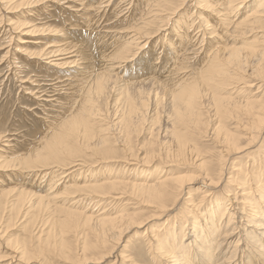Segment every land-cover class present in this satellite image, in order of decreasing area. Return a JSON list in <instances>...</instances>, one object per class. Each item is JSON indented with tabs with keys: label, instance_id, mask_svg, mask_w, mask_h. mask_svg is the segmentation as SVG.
Masks as SVG:
<instances>
[{
	"label": "rangeland",
	"instance_id": "1",
	"mask_svg": "<svg viewBox=\"0 0 264 264\" xmlns=\"http://www.w3.org/2000/svg\"><path fill=\"white\" fill-rule=\"evenodd\" d=\"M3 1H4L3 2L4 4L2 3L3 10L0 11V17L3 18L2 20L4 23L3 25L0 24V165H2L4 163L5 165H10L11 167H10V169L9 168H6V169L0 168V193L8 191L11 194L7 196L8 198L6 197V200H5V198L1 199L2 200L1 203L3 204V205L1 204V206L7 208V206H9L7 201L9 202L11 200L13 193H17V191L19 192V190H22V189H24L25 191L27 190L29 193H31L30 196L31 195L34 197L39 196V195L44 196L45 202L47 203V206H45L46 203H44L45 205L41 204L40 205L41 207L35 208V205L33 207L32 201H29L30 204H28V202H26L27 204L25 203L24 208H23L24 211L22 210L24 213H25V211H27L26 214L28 216L23 214V212L20 213L18 217H15V213H12V212L10 214L7 213V215L4 214L2 216L1 222H0V226H2L0 228V230H1L0 233L3 236L2 242H5V243L10 242L13 246L16 245V250L18 252L21 250L20 247L26 246L29 242L32 246L29 247L28 250H30V255L32 254V256L29 257V259H24V260L23 259L19 260L18 259L19 256H18V257H16V260L12 261L8 257L13 256V253L12 252L11 253L5 252V250H4V251H0V264H8V263L9 264L10 263L11 264H14V263L15 264H21V263H23V264L24 263L25 264H38L39 262L41 264H65V263L66 264H68V263L72 264L73 260H76L77 258L82 260L81 258L83 255H85L86 258H90V259L92 258V260L97 261L95 259L98 257L99 258L102 257V253L106 254L108 252L110 253V255H109L110 257H107L106 259L101 260L100 262H97L95 264H102V263L103 264H113V263L114 264H118V263L119 264H128V263L134 264V262H136L138 264H157L159 262V260H157L156 261L157 263H156L155 261H152L151 259H149V255H147L145 252L146 250L144 249L142 239L139 240V235H141V233L143 231L142 228L135 229L131 233H129L128 235H125L120 240L121 243L119 242V244H120V245H118L119 249H115L116 252L114 251L115 253H113L112 250L111 251H109V250L113 247L114 243H116L115 240L112 239L111 241H108L105 245L102 246L99 242V240L100 241L102 240V237L99 233L98 228L96 226L93 228V227H91V225H89L87 227L83 226V223L81 224V222H80L82 220V217H86L89 215H91L93 217H95V216L98 217L97 215L102 211L104 212L105 215L115 216V215H117L116 211H118L119 209H124V208H125L124 210L125 211L127 210L128 213L133 212L132 214L135 216L147 217L150 215V212L153 210V208H151V207H156L155 206L156 204L152 203L153 200L151 201L149 199V196L146 193H142V192L138 191V189H135L134 185H132V184H135V183L140 184L141 180H143V177L156 178L160 174H164L165 172L167 175L169 174L170 176L172 175L173 177H175V176L177 177V175L179 174L178 176H180V177L182 176V178L184 177V180H185L183 183L184 189L182 188V190H181L183 199L178 202V204L176 206L177 208H175V212L172 211L169 214H167L168 216H164L158 220L151 221L149 226H151L150 227V230H151L155 226L158 227V226L163 225L164 220L167 217H170V218L175 217V219L173 221L175 231H178V233L181 235H183V231H184V234H186V232L189 234L190 229H192V228L196 229L195 228L196 225H198V223H202V220L203 219L205 220V218H207V213H209L208 212L209 207L213 206V203H215V200L226 201V198H224V192L221 191L220 189L215 191L214 196L205 197V198L201 199V197H202L201 191L205 190V186L200 185V183H201L200 176L204 172V169H203L204 167L201 166L200 164H202L204 161L206 162V164L207 163L209 164V166L206 167L207 169L213 167L216 170H218V168H219L218 165H220L222 162H224L225 163V167H224L225 179L228 178V176L234 177L236 175V177H237V178H232V180H234L235 185L229 186L230 189H232L234 191H236V190L239 191V189H237V187H235V186H239L236 183L239 181L238 179H240L242 176L245 177L244 173L247 172L248 170H249L247 173L248 176L253 177V179L256 178L253 180V182H255L254 183L255 185L264 184V134L259 139H257L256 141H254L251 144H249V141L246 138L247 135L245 134V133H247V134L249 133V130H247L245 128V126H247V124H249V122H250V117H248L249 115H247L246 111L260 112L263 109L262 104L264 103V63L258 66L256 64L257 62H255V63L249 62V64L247 65V68H246L247 69L246 71H248V72H245L244 75H242V77L232 78V79L230 78L229 80L223 81L219 85H217L215 87L214 91H212V90L207 91L212 96L214 95V97L223 98L225 96L223 98V100L224 101L226 100L225 102L232 107L233 112H234L233 117L231 116L228 118L227 116L217 115V113L214 109L213 100L206 99V102H204L203 105H201L198 109L199 110L198 113L200 115V117H199L200 124L196 128H191V129H188L185 131L182 128L180 130V133H178L179 131L174 132V129L176 127H173L172 121H170L171 119L169 117V115H170L169 111L171 112V107H170L171 105H170V100L168 101V99H169L168 95L171 97V93H172V91H174L176 84L177 85H185L188 83L190 84L192 82L193 76L190 72L198 71V69H200V66H201V61L199 60L200 58H198V57L197 58L195 57L192 60L191 59L192 56H189V57L187 56L189 60L187 63H185L186 69H184L181 74L179 73V74L172 76V77H166L165 76V78L163 79V76L161 77L159 70L155 69V66L158 64L154 63V62H156L155 61L156 57H155V55H152L153 52H156V53L158 52L157 54H159L160 51H162V48H159L160 47L159 45H162V44H159V42H157V36L151 38V41L145 47L143 52L138 56V58L132 59V61L125 63V65L124 64L108 65V66H113V68L110 70L111 72L112 71L113 72L112 73L110 72V74L116 75V77L115 76L114 77L117 80H112V82L110 84L112 89H109V90H111L110 93L106 97H102L103 99L101 98L99 100L97 106H96L98 110H99V108L101 109V111L99 110L101 113L98 116V119L99 118H102V119L101 120L95 119L94 120L95 124L91 127L92 132H93V139H92L93 142L92 143H93V147L95 148L94 149L95 151L90 150V151L86 152L87 154L85 152H83L80 155H78V156H80V158H79L80 161L82 160L81 161L82 163L81 162L80 163L83 164V166L85 165L83 167L84 172L77 174V176L75 175L73 178L70 177L71 180H67L68 182L67 181H65V183L64 182L63 183L57 182L56 180H58V178H56V180L53 178V176H54L53 171H55V168H52V169L50 168V166L53 165L52 163H50L51 161L49 162L50 164L44 165L45 167L47 166V168L41 166V164H39V165L36 164L38 166L37 167L36 165H34L36 162H33V158H32L33 156L32 155H33V152H36L37 149L38 150L40 149V147L42 146V142H44V140L51 135V132H52L51 130H55V128H57V126L61 124V120L62 119L64 120L63 117H66L65 113L69 114L71 111H73V108L71 109L72 105L76 101L78 102V100H81V99H78L79 94H80V92H78V90H80L78 88L79 87L78 85H80V82L78 83L77 75L73 74V72L77 71L78 65L71 67L72 64L66 63L67 64V65L65 64L66 67L60 66L59 68H54L53 66L46 64L48 62V60L46 59L47 56L43 57L42 55L44 52H42V51L44 49H46V47L49 44H51L52 42L54 43V42L58 41V43H60V40H62L63 42L60 43V45H62V48L69 50V51H72V50H70V47L74 48L73 50L78 49L77 52H78L79 57H77L76 59L79 60V58H80V60H82V62H83L82 58L86 57L87 60L85 62L86 63L89 62V64H90L92 61V64H94V66L96 67V71H100V70H102V68L106 67V64H108V63H106L104 56H111L112 52L116 48L118 49L121 46L120 44L122 42L119 40L117 43L116 39L117 38H124V39L129 38V39H131V38L135 37L137 35V33L135 32L134 29H136V27L138 25L140 26L142 21H144L148 17V16L144 17L145 13L147 12L146 11L147 7L149 9V7L151 5H153L156 0L155 1L149 0V2H148V0H139V1L138 0H133V1L131 0V3H132L131 5L133 7L128 6V4H130L129 0H124V1L123 0H117V1L116 0H107V1H109L108 5L112 6V7L109 6L108 8H106L107 12L105 11V9L102 11L103 8H101L103 6V3H104L102 1H106V0H87V1L80 0V2L78 0H49V2H47V3H44V0H42V1L41 0H38V1L32 0L34 4H32V2L29 0V4L24 5L20 9L19 8L10 9L11 8L10 6H14V5H10L11 2L10 3L5 2L6 0H3ZM15 1L17 2L18 0H13L12 4H14V3L16 4ZM20 1L21 0H19L18 2H20ZM53 1H56L55 3H57V5L60 4V2L62 4L58 5V7H57L55 4H53L54 3ZM256 1L257 0H249L248 8L246 6L243 9H239L236 12V16L232 17V21H233L232 23H234L233 24L234 26L237 25L241 21V19H242V18H240L241 15L244 12L249 11V7L251 5H255ZM91 2L92 3L95 2L94 6H92ZM101 2H102V4H101ZM187 2L188 3L185 4V7L182 8L180 14L175 19H173L172 23H169L167 25L168 35L165 38L166 42H164V47H167L169 42L175 40V39H173V35H175V33H173L174 32L173 30L177 27L176 23H179L181 21L182 16L187 17L191 13V12H189L190 10L188 11V9L194 8V6L188 5L189 3H191V4L194 3V0L193 1L190 0ZM205 2L202 1L201 4H203ZM42 3H43V5H42ZM64 4L67 6H65ZM6 5L9 6V9H8V6H6ZM96 5H98L99 7L97 6V8H95ZM190 6H191V8H189ZM59 7L61 10L59 9ZM88 7H90L91 9H89ZM4 8H5V10H4ZM63 8H71V11H73L74 14L72 15L73 12L70 13V11H67L65 9L63 10ZM96 9L99 11H97ZM110 9H112V10H110ZM214 9L217 10V8H214ZM108 10H110V11H108ZM193 10H194V16L196 15V13H206V12H204V10L202 8L201 9L200 8H198V9L194 8ZM3 12H6V13L4 14ZM112 12L113 13L115 12L116 14L115 13L113 14ZM81 13H84L85 15H87V22L86 23L83 22V18H81V19L78 18V15H80ZM97 14H99V15H97ZM126 14H127V16H126ZM246 14L247 13H245V15ZM142 16L144 19L142 18ZM194 16H191L190 19L194 18ZM126 17L128 19H126ZM118 18H120V20H118ZM140 19H142V20H140ZM94 20L96 23H94ZM77 21H79L80 23H77ZM100 21H102V22H100ZM14 22L18 23V25L16 24L17 25L16 27L13 25L11 26L14 29L8 30V28L5 27V25H8L9 23L14 24ZM22 23H29V24H27L28 27L24 26V28H23V26H21ZM107 23H109V24H107ZM232 23H231V25H232ZM103 24H104V26H102ZM153 25H152V28H150L152 30L149 29L147 31L151 32V31L155 30L156 29L155 27L157 24H153ZM29 26L31 28H29ZM76 26H79V28ZM1 27H3V28H1ZM25 27L29 31H31V30H34V31H32V33H30ZM92 27H93V29H92ZM245 27L246 26L237 27V30L232 32V33L224 30V32H222L223 34H220V32L222 31L220 29L221 28L220 27L219 30L217 31V35L220 34L219 41H216L217 48L218 49H225L227 47L255 46V48L262 49L264 46V28L263 27L262 28L255 27L254 30L248 31V30H244ZM224 28L226 29L227 27H224ZM68 29L71 30V34L69 32L70 30L68 31ZM41 30H43V31H41ZM80 30H81V33L84 37H87L88 39H90L91 43L88 41L82 43V41H81V42H79L80 44H78L77 42H74L73 40H71V41L67 40V44H66V41H64L63 38L66 37L67 39H71L70 37L73 36V33L75 31H78L80 34ZM107 31L110 34L109 33L107 34ZM230 31H232V29ZM131 34H133V35H131ZM103 37H105V38H103ZM175 38H176V35H175ZM177 38H178V36H177ZM23 39L24 40H31V41L37 40L38 44H35V42H32L30 44L29 43L28 44H19V43H21V40H23ZM176 43H178V42H176ZM81 45H82V47H81ZM86 47L92 49V55L94 56L93 59H89L90 57H87L88 55L86 56V49H87ZM112 49H114V50H112ZM21 50H23V52ZM166 50H167V48H166ZM186 50L188 53L190 48H188ZM39 52H42V54L39 56L40 58L36 55ZM48 52H49V50H47V51L45 50V53H48ZM81 54L83 56H81ZM35 55H36V57H34ZM162 56H163V53L161 52L160 59L163 58ZM111 57H113V56H111ZM73 59L74 58H72L71 60H67L65 62H69V61L72 62ZM76 59H74V60H76ZM85 62H83V63H85ZM151 63H154V64H151ZM149 64H151L152 67L149 68ZM73 65H75V64H73ZM126 65H127V67L124 68V66H126ZM120 66H122V67L120 68ZM115 67H116V70L114 69ZM261 67H263V68H261ZM118 69H119V71H117ZM121 69H124V71H126V72L123 73L124 71H121ZM258 69H261V72H263V73H261L259 75H255V76L250 74L252 70H258ZM72 70H74V71L72 72ZM147 70H149V71H147ZM136 72L139 75L135 76ZM70 73L73 75H71ZM245 75L247 78L245 77ZM73 76L75 77V79ZM129 76H130V78H129ZM150 80L153 82L152 84H151ZM169 80H171V81H169ZM130 81H131L130 84L132 86H135V87H136V85L141 86V88H143V90H145L144 95L148 96L145 99L146 100L148 99V100H147V103L145 102L146 100L144 101V104H142L143 107L140 104H139V106L137 104L134 105L135 107L137 106V108L139 109L138 110L139 111L138 112L139 113L138 114L139 120L136 122V125H131L128 128V131H126V129L124 128L125 125H123V124L120 125L121 123H119V120L122 118V115L125 112L124 110H126V104L124 107V104H123L124 102L119 100V98H121V96L120 97H118V96L121 95V93H120L121 92L120 91L121 90V88H120L121 84L126 83V82L129 83ZM147 81H150V82L148 83ZM141 82H143L144 84H142ZM171 82L173 83V86L171 85L172 84ZM234 83L238 84L239 86L234 84ZM229 84H231V85H229ZM254 84H255V86H254ZM261 84H262V86H261ZM148 85H149V87H148ZM169 85L171 87H169ZM246 85H249V86H246ZM113 86H115V87H113ZM159 86L162 88L161 90H160ZM116 87L118 88V91L116 90L117 89ZM119 88H120V90H119ZM112 90H114L115 92H113ZM155 90H156V93H155ZM163 90L166 92H164ZM159 91H161L162 96L159 95V93H160ZM209 91L213 92V93H210ZM116 92L118 94H116ZM254 93H256L255 96H254ZM157 95H158V97H157ZM115 97H117V98H115ZM159 97H160V99H159ZM164 97H166L167 99H165ZM154 98H155V101H154ZM76 99H78V100H76ZM102 100L103 101L106 100L105 103L107 102V104H105ZM230 100H232L233 102ZM241 100H242V102H245L247 100L250 102L254 101L255 103L252 102L251 105H248L246 107V106H244V104L238 103V102H241ZM115 102H116V104H115ZM166 102H168L169 104ZM99 103H100V105H99ZM76 104H78V103H76ZM163 105H164V107H162ZM63 106H65L64 107L65 109L63 108ZM112 106H114V107H112ZM254 106H255V108H253ZM212 108L214 109V112H213ZM243 108H245V109H243ZM256 108H258L259 110L258 109L256 110ZM67 109H69L71 111H69ZM114 109H116V111ZM119 109H121V110H119ZM118 111H120V112H118ZM117 112L120 114H118ZM208 112H209V114H207ZM112 113L115 116H113ZM213 113H215V114H213ZM101 114H103V115H101ZM118 115H119V117H118ZM102 116H104V118L106 116V118L104 119ZM217 118H218V121H217ZM113 119H115V120H113ZM210 119H211V121H210ZM97 120H98V122H96ZM111 120H112V122H110ZM109 122L111 124H109ZM216 122H217V124H216ZM106 123H108V124H106ZM219 124L222 127V129L220 130V133H219V131L215 130L216 125H219ZM206 125H208V126H206ZM169 127H173V128H169ZM212 127H213V129H212ZM111 128H112V130H111ZM213 130H215V131H213ZM48 131H50V133ZM227 131L230 132L231 134L239 137L241 145L243 147H249L250 154L245 155L246 153L243 151L237 155L228 156L229 154H226L225 152H223L225 145L222 143V136L221 135L225 134V132H227ZM164 132H165V135H164ZM211 132L213 135H211ZM174 133H176V134H174ZM180 134H182L183 137L180 136ZM95 135L98 136V138ZM104 137H105V140H104ZM262 137H263V139H262ZM99 139H100V142H102V140H103V143H106L105 149L99 148L97 146ZM176 140H178V142ZM195 140L198 142V144ZM40 144H41V146H40ZM247 144H249V145L246 146ZM186 145H188V146H186ZM185 149H187V150H185ZM189 149L192 150V152ZM105 150H108V151L104 152ZM30 153H31V155H30ZM92 154H94L96 157ZM131 155H133V156H131ZM125 156H126V158H123ZM143 156H144V159H143ZM101 157L107 158V159H104V160H106V162L96 164L98 159H100ZM249 157H251V158H249ZM90 158H93L94 161H93V159H90ZM96 158H97V160H95ZM151 158H152V160H151ZM199 158L202 161H199L198 160ZM27 159L31 161V164H30L31 167H33V168L36 167L35 169H33V171L29 170L30 173L28 172L27 169H23V167H25L26 165L24 166V164L23 165L20 164L21 162H24ZM20 160H22V161H20ZM110 160H112V161H110ZM16 161H18V162H16ZM84 161L86 163H83ZM90 161L94 162V164L91 163ZM108 161H110V162H108ZM145 162H147V163L145 164ZM13 163H15V164H13ZM18 164H20V165L16 166ZM17 167H20V169H17ZM239 167H242V168L239 169ZM243 167H245V168H243ZM155 168H156V170H155ZM38 169H39V171H38ZM195 169H196V171H195ZM36 171H38V172H36ZM22 173H24V174L27 173V174H25L27 177ZM238 173H239V175H238ZM252 175H254V176H252ZM107 178H109V181L118 180L124 184L115 185V186H117L116 189H118L116 191V192H118L117 193L118 195L115 194L114 191H112V193H113V194H111L112 198H110V197L104 198V199H102V201L100 200L101 203H100V201H97L98 200L97 198H92V197H88V196L85 197L84 194L74 193L73 196H72V194H69V192H71L72 189L67 188V187L71 186L72 184H80L81 185L85 181V179H90L92 181L94 180L97 183H101L102 181H105V180L108 181ZM194 178H196V179H194ZM50 180H53V182H48ZM129 180L132 182L129 183ZM187 180H188V183H187ZM235 180H237V181L235 182ZM125 181H127V182H125ZM149 181L152 182L151 179ZM190 181H191L192 185L190 184ZM54 183H56V184H54ZM224 183H225V181L222 183V185ZM57 184H59V185H57ZM53 185H57V186H53ZM223 187H224V185H223ZM197 188H198V190H197ZM195 191H196V193H195ZM122 192H124V193H122ZM75 194H77V195H75ZM191 194H192V196H191ZM112 195H114L116 198ZM113 197H114V199H113ZM117 197H118V199H117ZM187 197H190L189 199L192 201V204H190L191 201L190 202L187 201V199H186ZM28 200H29V198H28ZM33 200H35V199H33ZM170 200L171 199H169V201L168 200L166 201L167 205H170V203H171ZM119 201H120V203L122 202L121 204H122L123 208H122V206H120L121 204L118 203ZM112 202H117L118 205L114 204ZM30 205L32 207H30ZM112 205H114V206H112ZM42 206H44V207H42ZM233 206L235 207V205H233ZM191 207L193 208V210H192L193 214L191 212L189 214H186V213H188V212H186L187 210L191 211ZM30 208H31V210H30ZM109 209H110V211H109ZM33 210H34V212H33ZM41 210H43V211H41ZM69 210L74 211V212L76 211L75 213L79 214L78 215L79 219L76 218L77 219L76 220L73 218V219L69 220V218L65 214V213H67L66 211H69ZM131 210H132V212H129ZM36 211H38V212H36ZM247 212H249V210ZM31 213H33V214H31ZM261 213H262V211H261ZM34 214H36V215H34ZM37 215H38V217H37ZM30 217H31V220H30ZM21 218L23 220H21ZM216 218H214V220H216ZM26 219L29 221H27ZM60 220H62V221H60ZM68 220L70 223L67 222ZM11 221H12V223H11ZM31 221H32V223L35 222L36 223L35 225H37L38 223L40 224V225L38 224L37 226H39L41 232L45 231V233L44 232L41 233L42 236L40 235V237H41L40 239L44 242H42L39 238L38 239L41 242L38 241V239H37L38 235H35L36 237L34 236V234L32 232V228H31V225H32ZM55 221H56V223H55ZM185 221H187L186 224H185ZM258 221H259V219H258ZM75 223H77V224H75ZM2 224L6 225V226H4ZM78 224H80V225H78ZM77 225H78V227H77ZM239 225L241 226V223H239ZM40 226H42V227H40ZM48 226L50 229L48 228ZM81 226H83V227H81ZM183 226H185V227H183ZM241 227L243 229L241 228L240 229L241 231L239 230L238 233L241 234L242 235L241 237L245 240H244V244H242L243 243L242 241L240 242V245L242 244V246H240V248H241L240 252L237 253V258H238V261L243 260L244 262H246L247 258L251 257V255H252L251 250H249V246H251L252 243L250 242L249 246H245V245L247 244L248 239L253 238L254 235L250 233V230L247 227H245L244 222L242 223ZM2 228L4 229V233L2 231L3 230ZM91 228H92V230H91ZM168 229H169V227H168ZM182 229H183V231H182ZM82 230L84 231L83 234H82ZM97 231H98V233H97ZM59 232L60 233L62 232L61 233L62 235H60ZM216 233L218 235V230L216 231ZM3 234H5L6 236ZM51 235H53V236L51 237ZM43 236L45 237L44 240H43ZM83 236H84V238H83ZM188 236L189 235H185V240L188 238ZM32 237L35 239L33 240ZM78 237H79V239H78ZM96 239H98V240H96ZM216 240H217V237H216ZM31 241L36 245H34ZM83 241H84V243L86 242L92 246V248L90 250H88L87 252H83L82 249H80L82 244H83ZM92 241H93V243H92ZM186 241H188V240H186ZM21 242H22V244H21ZM96 243H98V244H96ZM179 243L180 242H178V245H177V241H176L174 247H176L177 249H179V247L182 248V246H180ZM61 244L63 246L65 245V247L67 248V252L69 254L66 251H65L66 253H61V250H60L62 248ZM45 245L46 246L48 245V246L46 247ZM78 245H79V247H78ZM99 245H101V246H99ZM58 246H59V248H58ZM216 246H217L216 241H212L210 246H209L210 247V255L215 253V251L217 249ZM231 246H232V244L229 247L230 252L232 251ZM56 248H57V251L55 250ZM51 249H53V250H51ZM138 251H140L141 253ZM191 251H194V250L191 249ZM31 252H33L35 254H33ZM178 252H179V250H178ZM42 253H43V255H42ZM81 253H82V256H81ZM189 254H191V253H189ZM34 255H35V257H34ZM38 255L40 256V258ZM66 255H69L71 260H68L67 262H65L66 261V258H65ZM116 255L122 256V258H119L120 260H118V262L117 261L114 262ZM127 255H129L132 258H130L129 261L123 262L122 259H124L125 256H127ZM44 256H45V259H44ZM261 256H263V255H261ZM215 257H216V255H215ZM17 259H18V261H17ZM39 259H41V260H39ZM33 260H34V263H33ZM262 262H263L262 260H259V264ZM200 263L205 264V261H202ZM90 264H94V263H90Z\"/></svg>",
	"mask_w": 264,
	"mask_h": 264
},
{
	"label": "bare ground",
	"instance_id": "2",
	"mask_svg": "<svg viewBox=\"0 0 264 264\" xmlns=\"http://www.w3.org/2000/svg\"><path fill=\"white\" fill-rule=\"evenodd\" d=\"M12 1L13 0H6L5 1V2H8V3L11 2L10 5H14V6H10L11 7L10 9H17V8L20 9L24 5L29 4V0H21L20 2H18L19 1L18 0L17 2L15 1L16 4L14 2H13L14 4H12ZM30 1L32 2V4H34L32 0H30ZM78 1L80 2V0H78ZM85 1H87V0H85ZM106 1H102V2H104L103 6L102 5H101L102 7L100 6L101 8H103L102 11L104 9L106 11V8H108L110 6V5H108L109 1H107V2ZM187 1H190V0H156L154 2V4L149 7V9L147 7V10H146L147 12L145 11L146 13H145L144 17L145 16H148V17L144 21H142L140 26L138 25L136 27V29H134L135 32L137 33V35L135 37L131 38V39H129V38L128 39L117 38L116 39L117 43H118L119 40L122 42L120 44L121 46L118 49L117 48L115 50L112 49L114 51L112 52L111 56H113L114 58L111 57V56H104V58L106 60V63H108V64H106V67L102 68V70H100V71H96V67L94 66V64H92V61H91L90 64H89V62L86 63L85 62L87 60L86 57L82 58L83 62H85V63H83L82 60H80V58H79V60H77L76 58L79 57L78 52H77L78 49L77 50H73L74 48L70 47V50H72V51H69V50H66V49L62 48V45H60V43L63 42L62 40H60V43H58V41L54 42V43L52 42L51 44H49L46 47V49H44L42 51V52H44L42 56L43 57L47 56L46 59L48 60V62L46 64H49V65L53 66L54 68H59L60 66L61 67H66V65L69 64V63L72 64L71 67L78 65L77 71L73 72L74 70H72V72H73L74 75H77L78 83L80 82V85H78L79 86L78 88L80 89V90H78V92H80L78 99H81V100L76 99V100H78V102L76 101L71 107V109L73 108V111L67 109V110H69L71 112L69 114L65 113L66 117H63L64 120L63 119H62L63 121L61 120V124L58 125L59 127L54 123L57 126L58 129L55 128V130H51L52 131L51 135L48 138H46L44 140V142H42V146L40 144V146H41L40 149L39 150L37 149L36 152H33V155H32L33 156L32 157L33 158V162H36L34 165L41 164V166L45 167L44 165L52 163L53 165H51L50 168L51 169L55 168V171H53V173H54L53 178L55 180H56V178H58V180H56V181L60 182V183H63V182L65 183V181L71 180V178H73L75 175L77 176V174H80L81 172H84L83 171V167L85 165L83 166V164H81L82 160L80 161V159H79L80 156H78V155H80L83 152L86 153V152H88L90 150L95 151L94 150L95 148L93 147V143H92L93 142L92 141L93 132H92V128L91 127L95 124L94 120L98 119V116L101 113L100 112L101 109L99 108V110H100L99 111L96 106H97L99 100L102 97H106L110 93L111 90H109V89H112L111 85H110L112 80H117V79H115L116 75H111L110 74V72H111L110 70L113 68V66H108V65H111V64L112 65H120V64H124L125 65V63H128V62L132 61V59L138 58V56L143 52L145 47L151 41V38H153L155 36H157V42H159V44H162V45H159L160 46L159 48H162V51H160L159 54H157L158 52L156 53V52L152 51L153 52L152 55H155V57H156V59H155L156 62H154V63L158 64V65L155 66V69L159 70L161 77L163 76V79L165 78V76L166 77H172V76H175V75H177L179 73L181 74L182 71L184 69H186L185 63L188 62V60H189L188 57L189 56H192L191 57L192 60L195 57L196 58L198 57V58H200L199 60L201 61L200 69H198V71H196V72H190L192 74V76H193L192 77L193 78L192 82L190 84L188 83V84H185V85H177L176 84L175 85L176 87L174 88V91H172V93H171V97L168 95V97H169L168 101L170 100V105H171L170 106L171 107V112L169 111V113H170L169 117L171 119L170 121H172V124H173V125L172 124L171 125L173 127H176L174 129V132L179 131L178 133H180V130L182 128L185 131V130H188V129H191V128H196L200 124V119H199L200 115L198 113V111H199L198 109H199V107L201 105H203L204 102H206V99L213 100L214 109H215L217 115L227 116L228 118L231 117V116L233 117V113L234 112H233L232 107L225 102L226 100L225 101L223 100V98L225 96L223 98L214 97V95L212 96L207 91L208 90L214 91L215 87L217 85H219L223 81L229 80L230 78L232 79V78L242 77V75H244L245 72H248V71H246L247 70L246 68H247V65L249 64V62H254V63L257 62L256 64L258 66L263 64L264 63V46H263L262 49L255 48V46L227 47L225 49H218L217 45H216L217 44L216 41H219L220 34H223L222 32H224V30L225 31H229V32L232 33V32L237 30V27H240V26H246L244 30H248V31L254 30L255 27H257V28H262L263 27L264 28V0H257L255 5H251L252 7L251 6L249 7V11L244 12L241 15V17H240V18H242L241 21L235 26L233 25L234 23H232L233 22L232 21V17L236 16V12L239 9H243L246 6L248 8L249 0H194V3H192V4L189 3L188 5H192L196 9H198V8L201 9L202 8L204 10V12H206V13H196V15L194 16V10H193L194 8L193 9H188V11L190 10L189 12H191V13L187 17L186 16H182L181 17V21L179 23H176L177 27L173 30L174 31L173 33H175V35H176V38H175V35H173V39H175V40L169 42L167 47H164V42H166L165 38L168 35L167 25L169 23H172L173 19H175L180 14L182 8L185 7V4L188 3ZM191 1H193V0H191ZM202 1H204V2L206 1V2L201 4ZM3 2H4L3 0H0V11L3 10V8H2L3 7L2 6ZM47 2H49V0H44V3H47ZM53 2H54L53 4H55L57 7H58V5L62 4L60 2V4L57 5V3H55L56 1H53ZM102 2H101V4H102ZM129 2H130V4H128V6L131 7L132 6L131 5L132 4L131 0H129ZM148 2H149V0H148ZM94 4H95V2L92 3V6H94ZM42 5H43V3H42ZM6 6H8V5H6ZM65 6H67V5H65ZM97 6L98 5H96L95 8H97ZM110 7H112V6H110ZM88 8L91 9L90 7H88ZM189 8H191V6ZM214 8H217V10L214 9ZM8 9H9V6H8ZM59 9H60V7H59ZM64 9L67 10V11H70V13L73 12V11H71V8H63V10ZM4 10H5V8H4ZM110 10H112V9H110ZM110 10H108V11H110ZM97 11H99V10H97ZM3 13L5 14L6 12H3ZM245 13H247V14L245 15ZM73 14H74V12L72 13V15ZM97 15H99V14H97ZM126 16H127V14H126ZM191 16H194V18L190 19ZM78 18L79 19L83 18V22L84 23L87 22V15H85L84 13H81L80 15H78ZM142 18H143V16H142ZM2 19L3 18L0 17V24L1 25L4 24ZM126 19H128V18L126 17ZM118 20H120V18H118ZM140 20H142V19H140ZM100 22H102V21H100ZM77 23H80V22L77 21ZM94 23H96L95 20H94ZM231 23H232V25H231ZM16 24L18 25V23H15V22H14V24H10L9 23L8 25H5V27L8 28V30H12L14 28H12L11 26L13 25V26L16 27L17 26ZM27 24H29V23H22L21 26H23V28H24V26L28 27ZM107 24H109V23H107ZM153 24H157L156 27H155L156 29L151 31V32L147 31L150 28H152ZM102 26H104V24ZM223 26L227 27L226 28L227 30ZM76 27L79 28V26H76ZM1 28H3V27H1ZM29 28H31V27L29 26ZM219 28L222 31L220 32L219 35H217V31L219 30ZM92 29H93V27H92ZM231 29H232V31H230ZM69 30L70 29H68V31ZM150 30H152V29H150ZM32 31H34V30H31L29 32L32 33ZM41 31H43V30H41ZM69 32L71 34V30ZM108 33L109 32L107 31V34ZM131 35H133V34H131ZM177 36H178V38H177ZM72 37H70L71 39H67L65 37V38H63V40L66 41V44H67V40L68 41L73 40L74 42H77L78 44H80L79 42H81V41H82V43L83 42H87V41L90 42V39H88L87 37H84L82 35L81 30H80V34H79L78 31H75L73 33ZM103 38H105V37H103ZM32 42H35V44H38L37 40L36 41H31V40H24V39L21 40V43H19V44H28V43L30 44ZM176 42H178V43H176ZM81 47H82V45H81ZM166 48H167V50H166ZM185 48L186 49L190 48L188 53H187V50ZM45 50L46 51L49 50V52L45 53ZM21 51L23 52V50H21ZM42 52H39L36 55L39 57L42 54ZM161 52L163 53V56H162L163 58L161 57L162 59H160ZM36 55L34 57H36ZM81 56H83V55L81 54ZM86 56L90 57L89 59H93L94 56L92 55V49L91 48H87L86 49ZM72 58H74L76 60L73 59L72 62H70V61L69 62H65L67 60H71ZM154 63H151V64H154ZM73 64H75V65H73ZM151 64H149V68L152 67ZM121 67L122 66H120V68ZM125 67H127V65L124 66V68ZM261 68H263V67H261ZM114 69L116 70V67ZM149 70H147V71H149ZM117 71H119V69ZM121 71H124V69H121ZM125 72L126 71H124L123 73H125ZM261 73H263V72H261V69H258V70H252L250 74L255 76V75H259ZM73 74H71V75H73ZM136 75H139V74H137V72H136L135 76ZM245 77H246V75H245ZM129 78H130V76H129ZM74 79H75V77H74ZM150 81H147V82L149 83ZM169 81H171V80H169ZM130 83H131V81L129 83L126 82V83H122L121 84V87H120L121 90L119 88V90L121 91V92L119 91L121 93V95L118 96V97L121 96V98H119V100L124 102L123 103L124 107H125V104H126V110L123 109L125 112L123 113L122 118L119 120V123H121L120 125H122V124L125 125L124 128L126 129V131H128V128L131 125H136V122L139 120V115H138L139 114L138 113L139 109L137 108V106L135 107L134 105L137 104L139 106V104H140L143 107L142 104H144V101L146 100L145 98L148 97V96L144 95L145 90H143V88H141V86H137L136 85V87H135V86H132ZM141 83L144 84L143 82H141ZM152 83L153 82L151 81V84ZM231 84H229V85H231ZM234 84H236V83H234ZM171 85L173 86V83ZM236 85H238V84H236ZM246 86H249V85H246ZM254 86H255V84H254ZM261 86H262V84H261ZM113 87H115V86H113ZM148 87H149V85H148ZM169 87H171V86L169 85ZM161 89L162 88L160 87V90ZM116 90L118 91V88ZM112 91L115 92L114 90H112ZM159 92H158L159 95H161L162 94L161 91H159ZM164 92H166V91H164ZM155 93H156V90H155ZM210 93H213V92H210ZM116 94H118V93L116 92ZM255 94L256 93H254V96H255ZM157 97H158V95H157ZM115 98H117V97H115ZM164 98L167 99L166 97H164ZM159 99H160V97H159ZM147 100L145 101L146 103H147ZM105 101H103V102L105 103ZM154 101H155V98H154ZM230 101H232V100H230ZM252 102H254V101L250 102V101L246 100L245 102H242V100H241V102H238V103L239 104L242 103V104H244V106L247 107L248 105H251ZM76 103H78V104H76ZM166 103H168V102H166ZM105 104H107V102ZM115 104H116V102H115ZM99 105H100V103H99ZM64 107L65 106H63V108ZM112 107H114V106H112ZM162 107H164V105ZM262 107H263V109L260 112L246 111L247 115H249L248 117H250L249 124H247V126H245V128L247 130H249L248 134L245 133L247 135L246 138L249 141V144L253 143L254 141L259 139L264 134V103L262 104ZM253 108H255V106ZM214 109H213V112H214ZM243 109H245V108H243ZM257 109L258 108H256V110ZM114 110L116 111V109H114ZM119 110H121V109H119ZM118 112H120V111H118ZM118 114H120V113H118ZM207 114H209V112ZM213 114H215V113H213ZM101 115H103V114H101ZM113 116H115V115L113 114ZM102 117L104 118V116H102ZM118 117H119V115H118ZM105 118H106V116H105ZM101 119L102 118H99L98 120H101ZM115 119H113V120H115ZM211 119H210V121H211ZM98 120L96 122H98ZM217 121H218V118H217ZM110 122H112V120ZM110 122H109V124H111ZM106 124H108V123H106ZM216 124H217V122H216ZM206 126H208V125H206ZM173 127H169V128H173ZM212 129H213V127H212ZM221 129H222V127L220 126V124L216 125L215 130L219 131V133H220ZM111 130H112V128H111ZM215 130H213V131H215ZM48 132L50 133V131H48ZM174 134H176V133H174ZM164 135H165V132H164ZM211 135H213L212 132H211ZM180 136H182V134H180ZM221 136H222V143L225 145L223 152H225L226 154H229L228 156L237 155V154H239V153H241L243 151L246 153L245 155L250 154L249 147H243L241 145L239 137L231 134L228 131L225 132V134H222ZM96 137L98 138V136H96ZM262 139H263V137H262ZM104 140H105V137H104ZM176 141L178 142V140H176ZM105 144L106 143H103V140H102V142H100V139H99V142H98L97 146L99 148L105 149L106 148ZM197 144H198V142H197ZM249 144H247L246 146H248ZM186 146H188V145H186ZM185 150H187V149H185ZM107 151L108 150H105L104 152H107ZM190 151L192 152V150H190ZM30 155H31V153H30ZM92 155H94V154H92ZM131 156H133V155H131ZM123 158H126V156L123 157ZM200 158L198 160L202 161V160H200ZM249 158H251V157H249ZM90 159H93V158H90ZM104 159H107V158H104V157L102 158L101 157L100 159H98L96 164L97 163L99 164V163H102V162H106V160H104ZM143 159H144V156H143ZM95 160H97V158ZM151 160H152V158H151ZM20 161H22V160H20ZM93 161H94V159H93ZM110 161H112V160H110ZM110 161H108V162H110ZM16 162H18V161H16ZM83 163H86V162L84 161ZM91 163L94 164V162H91ZM146 163L147 162H145V164ZM13 164H15V163H13ZM20 164H22V165L24 164V166L26 165L25 167H23V169H27L28 172H29V170L33 171V169L36 168V167L33 168V167L30 166L31 161L28 160V159L26 161H24V162H21ZM20 164H18L16 166H19ZM200 165L204 167L203 168L204 172L200 176V179H201L200 185L205 186V190L201 191V194H202L201 195L202 197L200 196L201 199L205 198V197L214 196L215 191L220 189L221 191L224 192V198H226V201L215 200V203H213V206L209 207V211H208L209 213H207V218H205V220L204 219L202 220L203 224L202 223H198V225H196V227H195L196 229H194V228L190 229L189 234L187 232H186V234H184L183 229H182L183 235L179 234L178 231H175L174 222H173L175 217H172V218L167 217L164 220L163 225L158 226V227L155 226V227H153V229L150 230L151 226H149V225H150L151 221H153V220L155 221V220H158V219H160V218H162L164 216H168L167 214H169L172 211L175 212V208H177L176 206H177L178 202L183 199L181 190H182V188L184 186V184H183L184 181H185L184 177L182 178V176L181 177L178 176L179 174L177 175V177L176 176L173 177L172 175L171 176L169 174L167 175L166 172L164 174H160L156 178L143 177V180H141L140 184H136V183L132 184L131 183L132 185H134L135 189H138V191H140L142 193H146L149 196V199L151 201L153 200L152 203L156 204L155 205L156 207H151V208H153V210L150 212L149 216H147V217L135 216V215L132 214L133 213L132 210L129 211V212H132V213H128V211L127 210L125 211L124 210L125 208H124V209H119L118 211H116L117 215H115V216H113V215L112 216L105 215L104 212L102 211V212H100L97 215L98 217H96V216L93 217V216L89 215V216H86V217H82V220L80 222H81V224L83 223V226L87 227V226L91 225V227H93V228L95 226L98 228L99 233H100V235L102 237V240L101 241L99 240V242H100V244L102 246L105 245L108 241H111L112 239H114L116 243H114L113 247L109 250V251L112 250L113 253L116 252L115 249H119L118 248V245H120L119 242L125 235H128L129 233H131L135 229L142 228L143 231H142L141 235H139V240L142 239V243H143L144 249L146 250L145 252H146L147 255H149V259H151L152 261H155V262L157 260H159V262H158L159 264H201L200 262H202V261H205V264H259V260L263 261L260 264H264V184L261 183L262 185H260V184L257 183L258 185H255L254 184L255 182H253V180L256 179V178L253 179V177H251V176L249 177L248 174H247L248 171H249L248 170L247 172L244 173L245 177L241 175L242 177L240 179H238L239 181L236 183L239 186H235V187H237V189H239V191H237V190L234 191V190L230 189L229 186L230 185L231 186L235 185L234 184V180H232V178H237V177H236V175L234 177L233 176H231V177L228 176V178L225 179V177H224L225 163L224 162H222L220 165H218L219 166L218 170L214 169L213 167L207 169L206 167H208L209 164L208 163L206 164L205 161L202 164H200ZM10 167H11L10 165H5L4 163L2 165H0V168H2V169H4V168L5 169L6 168L10 169ZM45 168H47V166ZM241 168L242 167H239V169H241ZM243 168H245V167H243ZM17 169H20V167H17ZM155 170H156V168H155ZM38 171H39V169H38ZM38 171H36V172H38ZM195 171H196V169H195ZM22 174H24V173H22ZM25 174H27V173H25ZM238 175H239V173H238ZM252 176H254V175H252ZM107 179H108V181L105 180V181H102L101 183H97L94 180L92 181L90 179H85V181L81 185L80 184H72L71 186H68L67 188L72 189L71 192H69V194H72V196H73L74 193L84 194L85 197L88 196V197H92V198H97L98 199L97 201H100V200L102 201V199L107 198V197L112 198L111 197V194H113L112 191H114L115 194L118 193V192H116L118 189H116L117 186H115V185L124 184V183H121V181H118V180L109 181V178H107ZM148 179L149 180L151 179L152 182H150ZM194 179H196V178H194ZM127 181H125V182H127ZM224 181H225V183L223 184L224 185V187H223L222 183ZM236 181L237 180H235V182ZM48 182H53V180H50ZM130 182H132V181L129 180V183ZM187 183H188V180H187ZM54 184H56V183H54ZM190 184H191V181H190ZM57 185H59V184H57ZM57 185H53V186H57ZM197 190H198V188H197ZM122 193H124V192H122ZM195 193H196V191H195ZM10 194L11 193L8 192V191L0 193V222H1L2 216L4 214L7 215V213L8 214H10L11 212L15 213V217H18L19 214L24 211L23 208H24V205H25L26 202H28V204H30L29 201H32L33 207L35 205V208L41 207L40 206L41 204L43 205L44 203H46L44 196H40V195L39 196H35V197L32 196V195L30 196L31 193H29L27 190L25 191L24 189H22V190H19V192L17 191V193H13V195L11 197V200L9 202L7 201V203L9 204V206H7V208L6 207H2L1 206V204H2L1 203V201H2L1 199L5 198V200H6V197L8 195H10ZM77 194H75V195H77ZM114 195H112V196H114ZM191 196H192V194H191ZM114 197H113V199H114ZM28 198H29V200H28ZM189 198L190 197L186 198L188 202L191 201ZM33 199H35V200H33ZM117 199H118V197H117ZM169 199H171L170 200L171 203H170V205H167L166 201L167 200L169 201ZM101 201H100V203H101ZM112 203L118 205V203H120V201L118 203L117 202H112ZM190 204H192V201L190 202ZM233 205H235V207ZM45 206H47V203H46ZM112 206H114V205H112ZM120 206H122V204ZM30 207H32V206L30 205ZM42 207H44V206H42ZM122 208H123V206H122ZM30 210H31V208H30ZM192 210H193V208L191 207V211L187 210L186 212H188V213H186V214H189L190 212L192 213ZM248 210H249V212H247ZM41 211H43V210H41ZM109 211H110V209H109ZM261 211H262V213H261ZM33 212H34V210H33ZM36 212H38V211H36ZM66 212L67 213H65V214L69 218V220L73 219V218L74 219H76V218L79 219L78 218L79 214L75 213L76 211L74 212V211L69 210V211H66ZM26 213H27V211H25V213L23 212V214L27 215ZM31 214H33V213H31ZM34 215H36V214H34ZM38 215H37V217H38ZM31 217H30V220H31ZM214 218H216V220H214ZM258 219H259V221H258ZM21 220H23V219L21 218ZM69 220L67 221L68 223H70ZM12 221H11V223H12ZM27 221H29V220H27ZM60 221H62V220H60ZM186 222L187 221H185V224H186ZM243 222H244L245 227H247L250 230V233L254 235L253 238H249L248 241L246 240L247 244L245 246H249L250 242L252 243V245L249 246V250H251L252 255H253V256L251 255V257H248L246 262H244L243 260H240L241 261L240 262V261H238V258H237V253L240 252V250H241L240 246H242V244H244V240H245V239H243L241 237L242 235L238 233L239 230L242 228L241 226H242ZM31 223H32V221H31ZM55 223H56V221H55ZM239 223H241V226L239 225ZM35 224H36L35 222H33L32 225L30 224L31 228H32V232H33L34 236L38 235L37 239L38 238L40 239L41 238L40 237L41 233L42 232L45 233V231L41 232L39 226H37L39 223L37 225H35ZM75 224H77V223H75ZM2 225H4V224H2ZM78 225H80V224H78ZM78 225H77V227H78ZM4 226H6V225H4ZM42 226H40V227H42ZM83 226H81V227H83ZM1 227L2 226H0V228ZM168 227H169V229H168ZM183 227H185V226H183ZM48 228H49V226H48ZM83 230H82V234L84 232ZM91 230H92V228H91ZM217 230H218V235L216 233ZM2 231L4 233V229ZM61 233H60V235H62ZM97 233H98V231H97ZM3 235H5V234H3ZM185 235H189L188 238L186 239L188 241L185 240ZM52 236L53 235H51V237ZM216 237H217V240H216ZM44 238L45 237L43 236V240H44ZM83 238H84V236H83ZM2 239H3V236L0 233V251H4L5 250V252H10V253L12 252L13 256L8 257L12 261L16 260V257H18V256H19L18 257L19 260H21V259H23V260L24 259H29V257L32 256V254L30 255V250H28L29 247L32 246L29 242H28V244L26 246H22L23 248L20 247L21 250L18 252L16 250V245L13 246L10 242L9 243L8 242H6V243L2 242ZM34 239L35 238H33V240ZM39 239H38V241L41 240V239L40 240ZM78 239H79V237H78ZM98 239H96V240H98ZM176 241H177V245H178V242H180L179 244H180V246H182V248L179 247V249H177L176 247H174ZM212 241H216L217 249H216L214 254L210 255V247L209 246H210ZM241 241L243 243L240 245ZM42 242H44V241H42ZM92 243H93V241H92ZM21 244H22V242H21ZM96 244H98V243H96ZM231 244H232V246H231L232 247V251L230 252L229 251V247H230ZM34 245H36V244H34ZM101 245H99V246H101ZM78 247H79V245H78ZM58 248H59V246H58ZM91 248H92L91 245H89L86 242L84 243V241H83V244H82L80 249H82L83 252H87ZM191 249H193L194 251H191ZM51 250H53V249H51ZM55 250L57 251V248ZM60 250H61V253H66L67 252V248L65 247V245L64 246L62 245V248ZM178 250H179V252H178ZM138 252H140V251H138ZM31 253H33V252H31ZM189 253H191V254H189ZM33 254H35V253H33ZM42 255H43V253H42ZM109 255H110L109 252L106 253V254L102 253V257H100V258L98 257V258L95 259L97 261H94V260H92V258L91 259L90 258H86L85 255L82 256V253H81V256H82L81 259L82 260H80L78 258L76 260L72 259L73 260L72 264H90V263H94L95 264L97 262H100L101 260L106 259L107 257H110ZM215 255H216V257H215ZM261 255H263V256H261ZM118 256L116 255L114 262H116V261L118 262V260H120L119 258H122V256H119V257ZM34 257H35V255H34ZM39 258H40V256H39ZM65 258H66L65 262H67L68 260H71L69 255H66ZM130 258H132V257L127 255V256H125L124 259H122V261L123 262L124 261L125 262L129 261ZM18 259H17V261H18ZM44 259H45V256H44ZM39 260H41V259H39ZM33 263H34V260H33ZM21 264H23V263H21ZM38 264H41V263L39 262ZM134 264H138V263L134 262Z\"/></svg>",
	"mask_w": 264,
	"mask_h": 264
}]
</instances>
